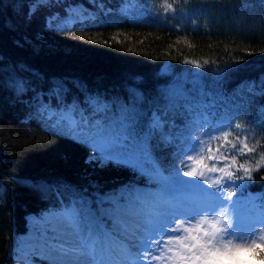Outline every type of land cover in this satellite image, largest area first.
Instances as JSON below:
<instances>
[{
  "label": "trees",
  "instance_id": "16d2710c",
  "mask_svg": "<svg viewBox=\"0 0 264 264\" xmlns=\"http://www.w3.org/2000/svg\"><path fill=\"white\" fill-rule=\"evenodd\" d=\"M13 1L0 0L6 15L0 18V264H14L13 246L27 230V215L69 207L76 194L93 198L114 191L135 176L123 166L87 163L92 149L50 126L37 94L55 106L50 90L63 81L68 103L76 99L87 108L85 97L98 94L118 112L120 104L132 105L135 87L142 96L135 101L137 131L146 132L150 113L166 107L164 67L186 68L187 59L208 72L220 70L216 90L225 98L244 99L248 117L257 120L264 111V0H173L201 19L187 31L136 23L121 14L122 0H97L104 10L89 0H54L22 28L13 20L34 0ZM150 1L140 4L146 7ZM68 4L91 8L99 19L46 28L50 17L66 16ZM106 10L111 11L105 16ZM20 79L29 90L18 96L13 82ZM157 142L156 133L148 137L147 153L162 164ZM252 155L259 159L264 147ZM244 183L242 192L264 193V169Z\"/></svg>",
  "mask_w": 264,
  "mask_h": 264
},
{
  "label": "snow or ice",
  "instance_id": "6c2138e0",
  "mask_svg": "<svg viewBox=\"0 0 264 264\" xmlns=\"http://www.w3.org/2000/svg\"><path fill=\"white\" fill-rule=\"evenodd\" d=\"M89 3L104 10L97 0ZM47 6L48 0H34L30 7L24 6L27 8L24 23L31 25L35 13ZM64 7L66 19L46 20V28L63 29L68 22L84 24L99 19L82 4ZM172 8V4L167 5V9ZM109 11L103 14L106 16ZM120 12L135 19L145 14V6L140 0H122ZM113 39L119 42L117 37ZM185 63L201 67L197 61L186 59ZM239 63L237 60L236 66ZM26 70V67L21 69ZM193 85L195 88L196 81ZM13 86L18 96L29 90L23 79L14 81ZM67 91L63 81L52 86L50 97L55 100V106L43 102L40 94L35 97L50 126L91 147L95 154L89 156L87 163L129 167L148 175L160 186L158 193L130 189L127 199L115 193L100 198V219L107 218L123 229L125 246L134 250L131 264H246L239 257L242 252H251L264 260V206L258 216L243 217L237 210L240 199L233 192V189L243 190L245 179L251 180L254 172L264 169V155L259 159L252 155L264 144L250 147L247 137L230 138L234 131L242 130L241 124L233 125L227 114L208 113L189 106L183 126L164 136L179 164H174L167 175L158 168L152 174L145 171L146 165L157 166L146 155V143L157 131L162 133L165 125L153 114L147 131H137L135 101L142 96L135 87L130 92L132 105L120 104L118 112H112V105L98 94L85 97L87 108H82L76 99L68 103ZM164 96L167 106L174 108L181 99H186L187 93L182 86L174 84ZM88 110L90 113L86 114ZM248 157L255 167L239 162ZM173 192L183 195L171 197ZM76 195L70 207L33 216L35 251L49 252L50 264H128L110 254V244L117 233L109 232L106 225L101 227L86 194ZM173 200L177 202L172 203ZM230 209L235 210L231 215ZM67 232L78 240V245L71 249L65 247ZM234 240L244 242L234 243ZM24 264L31 262L25 259Z\"/></svg>",
  "mask_w": 264,
  "mask_h": 264
},
{
  "label": "rangeland",
  "instance_id": "374dc122",
  "mask_svg": "<svg viewBox=\"0 0 264 264\" xmlns=\"http://www.w3.org/2000/svg\"><path fill=\"white\" fill-rule=\"evenodd\" d=\"M8 1L10 0H7V2ZM52 1L54 0H48V4ZM11 2H13L14 5V1L11 0ZM168 4H172L173 8L167 9ZM85 8L92 12L91 8ZM136 11H139V9H136ZM56 16L58 15L55 14L49 19H53ZM5 17L6 15L0 6V18L4 19ZM129 18L136 23H147L176 31H187L197 27L201 23V19H199L198 14L195 11L178 7L173 0H152L148 5H146L145 14L143 16L135 19L132 17ZM24 19L25 16L19 12L17 17L14 18L13 23L23 28L25 27L24 25H26L24 23ZM65 19L66 16L61 20ZM67 24L70 25L71 22H68ZM200 65V68H196L195 65L189 63L185 65L186 68L180 69L178 67L166 65L163 69L167 71L165 76L168 77L167 85L164 88L162 96L164 102L166 103V107L162 112L154 111L149 115V121L151 120L152 115L156 114L161 118L165 125L162 133L160 131L156 132L158 137L157 146L160 152L162 164L158 163V161L155 160L151 154L146 153L149 160L154 161L157 166L154 168L152 167L151 163L146 165L145 171L148 173L155 174L158 168L161 172H163L164 175H167L174 164H179V160H174L172 147L164 141V136L168 133H174L177 129L183 126L189 106H192L197 110L206 111L208 113H215L218 115L227 114L229 117H231V123L233 125L237 123L241 124L242 129L234 131L230 138L239 136L241 139H244L247 137V142L249 143L250 147L253 145H258L262 135L264 134V111L257 120L248 117L244 99L241 101L238 97L225 98L219 90H216L219 75L218 71L220 70L208 72L209 70L204 69L202 64ZM194 73H200V75H194ZM193 81H196L195 88ZM174 84L182 86L187 93V97L186 99H181L177 103L176 107L173 108L171 106H167L168 102L165 99L164 93ZM89 113L90 110L86 112V114ZM99 118L100 117L98 116L97 119ZM94 154L95 153L93 152L90 156ZM245 165L246 167H255L253 161L246 162ZM125 168H128L135 173V176L130 183H127L114 191L95 194L93 198L86 196V198L88 199L92 209L96 211L101 227L106 225V228L109 232L117 233V235L113 237V240L110 244L111 256L114 259L125 260L128 261V264H131V261L134 260V250L125 246L126 242L123 235V229L120 226L114 225L113 222L107 218L100 219V198L111 196L115 193L117 196L123 195V197L127 199L130 194V189H135L144 193H158L160 191V186L156 181L149 179L148 175L141 174L139 171L133 170L129 167ZM233 192L240 199V203L237 205V210L241 216L249 217L258 216L260 214L262 206H264V195L258 192L241 193L240 189H233ZM182 195L183 193L181 192H173L170 194L171 197L176 198H179ZM171 202L176 203L177 201L173 200ZM104 207H108V205L105 204ZM49 211L59 212L61 210H46L41 213H47ZM233 211L235 210L230 209L229 215H231ZM33 216L34 214L27 215V230L17 236L16 242L13 246L12 257L14 259V264H24L25 259L29 260L31 264H50L49 252L46 250L35 251L32 225ZM221 218L223 219V216ZM194 222L195 221H192V223ZM65 239V247L67 248L71 249L78 245L77 238L71 232L66 233ZM233 242L243 243L244 241L234 240ZM239 257L242 261L246 262V264H264V260L258 258L257 255H254L251 252H242L239 254ZM80 258L83 260H89V257L87 256H81Z\"/></svg>",
  "mask_w": 264,
  "mask_h": 264
}]
</instances>
